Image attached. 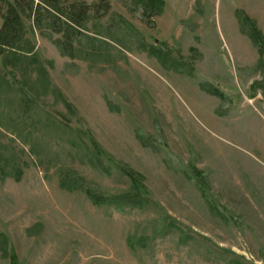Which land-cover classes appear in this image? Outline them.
<instances>
[{
  "label": "rangeland",
  "instance_id": "rangeland-1",
  "mask_svg": "<svg viewBox=\"0 0 264 264\" xmlns=\"http://www.w3.org/2000/svg\"><path fill=\"white\" fill-rule=\"evenodd\" d=\"M135 1L0 56V264H264V0Z\"/></svg>",
  "mask_w": 264,
  "mask_h": 264
},
{
  "label": "trees",
  "instance_id": "trees-1",
  "mask_svg": "<svg viewBox=\"0 0 264 264\" xmlns=\"http://www.w3.org/2000/svg\"><path fill=\"white\" fill-rule=\"evenodd\" d=\"M164 1L165 0H137L135 2L143 6V13L145 15L152 16L161 14ZM109 9L110 7L107 0H0V56L7 58V55L24 53L31 55L32 58H36L34 46L26 37L24 20H30L35 30H40L44 27L56 34H62L63 41L60 43L61 49L64 50L62 53L69 54L68 49L71 48L73 38L80 34V29L84 27L90 13L93 14L94 18H100L105 16ZM252 34L254 37L257 33L253 32ZM38 63L40 64L39 60ZM39 68L41 70L40 66ZM44 75L45 74L42 72V76ZM56 93L58 96V92ZM22 96V100H20L21 107L26 111H32L33 107H36L39 112L41 111L34 101L29 99L25 94ZM23 99L28 101V103L23 102ZM65 106L67 108L69 107L67 103H65ZM34 114L38 116L35 119L36 123L40 124L42 121L41 123H44L46 129L50 127L48 132L59 134L60 136L57 135L59 136L58 138L67 134L62 131V125L47 113H43L44 118L38 113ZM69 142L72 147L76 145L74 141ZM72 174L73 173L69 172L61 173L59 187L66 191L81 189L95 205L106 204V202L109 201L121 207L124 204L138 205L141 202L142 196L138 193L133 196L124 195L116 198V200H106L89 189H84L82 185H80V180L74 178ZM21 175L20 168L13 159L12 154L1 153L0 176L2 178H13L15 181H19ZM10 260L11 264H15V257L13 255H11Z\"/></svg>",
  "mask_w": 264,
  "mask_h": 264
}]
</instances>
